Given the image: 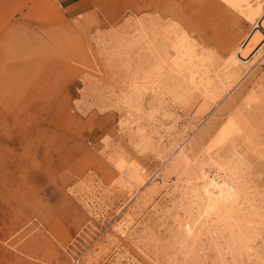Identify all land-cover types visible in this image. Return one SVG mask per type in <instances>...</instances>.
Listing matches in <instances>:
<instances>
[{
	"label": "rangeland",
	"instance_id": "obj_1",
	"mask_svg": "<svg viewBox=\"0 0 264 264\" xmlns=\"http://www.w3.org/2000/svg\"><path fill=\"white\" fill-rule=\"evenodd\" d=\"M218 3L0 0V264H264V49L198 104L152 83L153 37L197 48Z\"/></svg>",
	"mask_w": 264,
	"mask_h": 264
},
{
	"label": "bare ground",
	"instance_id": "obj_2",
	"mask_svg": "<svg viewBox=\"0 0 264 264\" xmlns=\"http://www.w3.org/2000/svg\"><path fill=\"white\" fill-rule=\"evenodd\" d=\"M217 1L218 6L226 11L228 20L220 33H216L218 30L213 28L209 36H206V31L200 30L203 33L198 36L200 38L197 40V48L194 42L192 43L188 36L184 35L185 33L174 32L176 40L174 39L173 42V52L166 50L168 54L170 53L168 55L162 52L160 41L153 37L150 44L152 83L156 87V92L158 89V94L164 92L160 89L163 90L169 85V91L179 100L192 105L196 102L198 104L200 99L205 97L203 100H206V94L212 92L218 83H223V79L238 78L242 68L249 70L261 54L264 49V0ZM256 16L260 17L258 22L253 21L251 26L246 28L247 30L238 32L236 26L252 21ZM254 51L255 53L248 60V56ZM154 107L155 110L160 109L161 102L156 100ZM227 123L230 128L235 127V131L237 130V121L234 118H228ZM229 184L230 178L214 173L213 176L204 175L201 179H196L189 191L196 203L200 206L202 204L206 212L221 214L229 210L230 203L236 195L235 192H230Z\"/></svg>",
	"mask_w": 264,
	"mask_h": 264
},
{
	"label": "built area",
	"instance_id": "obj_3",
	"mask_svg": "<svg viewBox=\"0 0 264 264\" xmlns=\"http://www.w3.org/2000/svg\"><path fill=\"white\" fill-rule=\"evenodd\" d=\"M52 1H55L56 2L57 0H52Z\"/></svg>",
	"mask_w": 264,
	"mask_h": 264
}]
</instances>
